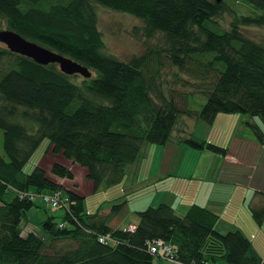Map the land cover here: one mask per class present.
Listing matches in <instances>:
<instances>
[{
	"label": "trees",
	"instance_id": "16d2710c",
	"mask_svg": "<svg viewBox=\"0 0 264 264\" xmlns=\"http://www.w3.org/2000/svg\"><path fill=\"white\" fill-rule=\"evenodd\" d=\"M237 13L225 0H0L5 28L86 66L91 76L67 75L55 63L39 64L0 44V264H153L156 240L174 248L178 264H261L252 240L240 230L221 233L217 215L191 204L183 214L165 202L135 211L133 230L113 228L108 214L87 213L84 194L63 180L73 166L86 169L93 189L120 182L146 144L176 140L188 147L226 155L227 149L190 135L183 117L212 123L219 112L257 116L247 124L264 146V42L247 37L242 26L264 27V0H240ZM141 20L134 28L146 38L163 36V46L120 59L104 51L96 6ZM227 14L229 26L218 18ZM162 58L186 78L165 86ZM189 80V81H188ZM179 83L186 90L173 88ZM200 95L199 109L190 96ZM65 162L23 170L42 140ZM30 187L60 192L65 212L41 222L44 241L22 222L34 206ZM249 203L258 226L264 222V185ZM99 237H106L100 242Z\"/></svg>",
	"mask_w": 264,
	"mask_h": 264
},
{
	"label": "rangeland",
	"instance_id": "374dc122",
	"mask_svg": "<svg viewBox=\"0 0 264 264\" xmlns=\"http://www.w3.org/2000/svg\"><path fill=\"white\" fill-rule=\"evenodd\" d=\"M226 3L235 9L237 13H248L250 9L240 0H225ZM97 17L98 28L102 32L104 41V51L108 54H112L120 59H128L132 55H141L146 53L149 49H156L163 46V36L161 33H156L151 38H146L140 33H134L135 27L141 26V20L135 16L127 13L116 12L97 5ZM230 18L227 14H223L218 18L220 25L224 28L229 26ZM5 28V21L0 17V29ZM243 33L254 41L264 42V27L260 26H242ZM0 44H2L0 42ZM81 78L80 75H78ZM159 76L164 85L167 86L169 82L176 78L187 76L179 72L174 66L170 65L167 60L162 58L161 65L159 67ZM189 81V80H188ZM173 88L179 90H186V88L174 84ZM199 101L204 102V97L200 95L190 96V108L199 109ZM248 121H254L262 126V121L257 116H250L248 113L237 112H219L212 123H206L202 120H197L191 117H183L182 122L186 123V128L190 131V135L197 140H204L212 142L227 149V153H231L233 156L239 157L243 160L244 166L247 165V161H252L255 153L253 150L248 153L250 146L247 141L255 140L256 135L253 130L248 126ZM2 130L0 129V156L5 157V153L2 147ZM244 141H243V140ZM155 147H160L157 144H146L143 147V151L138 160L128 166L127 171L123 179L112 185H101L97 190L93 189L92 180L86 176V169L78 164L73 166V179L63 180V183L69 188H73L84 194V207L87 213H95L106 207H111L115 204L123 203L122 206L113 215V224L116 227H122L129 221H134L136 218L135 211L143 210L149 205H155L159 202H153L150 204V199L156 198L159 195V189H161V181L152 182L147 181L148 167L156 164V160L152 157V152ZM264 147V146H262ZM195 150V149H193ZM264 150V149H262ZM195 151H203L195 150ZM194 159L195 171L192 175L191 183L195 184L198 177L204 176L206 167L210 166V169L216 168L218 173L221 163L224 161L226 155H221L207 149ZM261 154V153H260ZM250 155V156H249ZM263 155V153H262ZM61 153H54L49 147V141L44 138L37 149L34 151L30 159L23 167L25 172H30L34 166L41 165L48 169L53 161L65 162ZM182 159L188 160V156H182ZM264 160L260 163L256 162L257 172L254 170H248L241 175V179L244 180V195L247 192V187L251 184L250 178L255 174L257 177L264 175L261 173V166ZM249 167V165H248ZM251 167V166H250ZM261 173V174H260ZM262 178V177H261ZM148 179V178H147ZM183 179V178H182ZM184 180V179H183ZM155 181V180H154ZM185 181V180H184ZM179 181L181 186L179 187V198L183 201L191 200L195 195L194 190L186 186L185 182ZM183 185V186H182ZM216 189L220 191H229L227 188L223 189L218 184ZM251 188V187H250ZM241 188L237 187L231 199V207H236L240 200ZM29 193L33 196L34 206L27 211V217L22 222V233L25 234L30 230L35 231L46 242H48L47 234L41 228V222L49 215H55L57 219L63 216L65 210L63 207H52L46 204L42 195H52L53 192L48 190H42V193H37L35 187H30ZM219 199L227 200V194L221 193L218 195ZM217 197V198H218ZM250 198L246 199L244 203V210L240 213L230 214L229 209L225 211L224 216L219 220V226L224 230L222 233L233 230H240L245 236L251 238L254 244L257 246L258 251L262 252V258H264V223L260 226L254 221L250 215V209L248 203ZM234 205V206H233ZM242 207V206H241ZM234 214V215H233ZM122 219L124 220L122 222ZM234 220V221H233ZM121 222V224H119ZM136 225V224H135ZM135 225H129L127 229L133 230ZM260 255V254H259ZM153 264H171L170 259L164 257L154 258ZM226 264V263H221Z\"/></svg>",
	"mask_w": 264,
	"mask_h": 264
},
{
	"label": "crops",
	"instance_id": "0c3cea01",
	"mask_svg": "<svg viewBox=\"0 0 264 264\" xmlns=\"http://www.w3.org/2000/svg\"><path fill=\"white\" fill-rule=\"evenodd\" d=\"M246 143L250 146L248 153L252 154V152H250L252 150L253 153H255V156L252 157V161H247V165L245 164L244 166L243 160L237 156H233L231 153H228L226 157H224V161L221 163L218 173L216 172L217 166L213 169H210V166H208L205 169L204 176L198 177V181H196L195 184L191 183L192 175L194 174L196 168L194 159L198 155L201 156V154L205 152V149H202L203 151H195L186 144L173 139L164 145H158L160 147L152 149V157L157 162L154 167L153 165L148 167L145 179L147 181L152 180V182L161 181V189H159V195H156L155 199L152 197L149 203L153 204L154 201L165 202L172 206L178 214H183L191 204L205 206L217 215L214 227L217 231L222 233L224 230H222V227L219 226L218 222L224 216L225 211L230 207V214L234 213V211L236 214L240 213L241 210H244L242 208H244V203L247 198H250V204L254 202L257 203L259 201V196H254V192L260 190L264 185V175L257 177L255 173L253 177L250 178L251 184L247 187L248 190L245 193L246 195H244V180L241 179V175H244V173L248 170L251 171L255 169V172H257L255 163H260L262 159L264 160V150H262L264 147L260 146L256 139L253 141L251 140L250 142L247 141ZM182 156H188V160L182 159ZM262 172L264 173V162L261 166V173ZM179 181H184L185 187L192 186L191 188L194 190L195 195L191 198V200L183 201L181 197L179 198V187L181 186ZM218 184H220L223 189L227 188L229 191H220L216 189L215 187ZM237 187L241 188L240 193L241 196L243 195L242 200H240V203L236 207H231V199ZM221 193L227 194V200L219 199L218 195ZM110 210L111 207L109 206L99 210V212L108 214ZM135 218L136 219L134 221H128L125 226L119 228L114 226L112 216L109 220V225L113 228L126 229L129 225H135L137 223V217ZM123 221L124 220L122 219V222ZM119 224H121V222ZM252 243L260 256L263 257L262 252L258 251L257 246L253 241ZM170 263L178 264L171 260ZM261 264H264V258H262Z\"/></svg>",
	"mask_w": 264,
	"mask_h": 264
},
{
	"label": "water",
	"instance_id": "95a60500",
	"mask_svg": "<svg viewBox=\"0 0 264 264\" xmlns=\"http://www.w3.org/2000/svg\"><path fill=\"white\" fill-rule=\"evenodd\" d=\"M215 1L219 3L221 0ZM0 42L10 51L29 57L39 64L55 63L59 70L67 75L79 74L84 78L91 76V72L86 66L70 57L30 41L13 30L0 29Z\"/></svg>",
	"mask_w": 264,
	"mask_h": 264
},
{
	"label": "built area",
	"instance_id": "2783aa9c",
	"mask_svg": "<svg viewBox=\"0 0 264 264\" xmlns=\"http://www.w3.org/2000/svg\"><path fill=\"white\" fill-rule=\"evenodd\" d=\"M43 201L51 205L52 207H57L60 205L61 201L65 202L67 201V197H65L60 192H54L51 196L50 195H42ZM106 237H99V241L103 242L105 241ZM150 251L152 253H159L160 255L164 257L171 258L174 255V248L171 244L166 243L162 240H156L150 245Z\"/></svg>",
	"mask_w": 264,
	"mask_h": 264
}]
</instances>
